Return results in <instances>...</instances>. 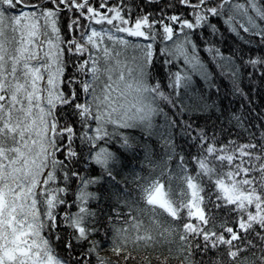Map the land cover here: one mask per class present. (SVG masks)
Listing matches in <instances>:
<instances>
[{"label":"snow or ice","instance_id":"obj_1","mask_svg":"<svg viewBox=\"0 0 264 264\" xmlns=\"http://www.w3.org/2000/svg\"><path fill=\"white\" fill-rule=\"evenodd\" d=\"M160 2L158 17L142 11L133 20L124 0H0V264H264V120L233 112L229 135L238 130L237 139L221 143L223 128H196L160 107L180 114L208 107L203 95L191 104L181 95L192 87L190 75L170 73L169 94L151 83L158 39L170 42L161 53L183 56L208 79L195 55V32L185 30L216 34L210 17L226 16L229 31L251 33L245 42L259 37L264 47V0ZM178 8L185 11L167 14ZM72 55L77 74L65 79ZM224 59L220 67L231 70L240 93L232 58ZM248 62L264 66V55ZM160 115L165 163L176 171L134 173L133 196L127 177L118 179L120 150L135 154L128 130L151 138ZM176 127L197 145L190 160L167 131ZM97 166L99 175H91ZM105 245L115 260L100 254Z\"/></svg>","mask_w":264,"mask_h":264},{"label":"trees","instance_id":"obj_2","mask_svg":"<svg viewBox=\"0 0 264 264\" xmlns=\"http://www.w3.org/2000/svg\"><path fill=\"white\" fill-rule=\"evenodd\" d=\"M118 0H111V3H117ZM166 3L167 0H164ZM124 3L131 6L133 12V20L136 15H139L142 11L152 14L155 17L159 16L160 8L164 7V4L160 0H151V3H144L142 0H124ZM136 5L140 7L137 8ZM98 6V5H97ZM183 8H178L175 10H167V14H174V12H184ZM69 13H64L67 17ZM226 16L220 18L210 17V23L216 24L218 31L216 34H212L210 28H202L198 30H185L192 36V41L196 44L195 55L199 59L200 63L203 65L204 70L208 73V79H205L199 72L193 71L191 65L186 64L183 56L172 57L166 56L160 52V49L165 47L166 44L170 42H161L159 39L153 43V59L154 65L152 66V79L151 83L159 82L161 84L162 91L165 94L172 93V89L168 87L170 80L169 74L179 71L183 76L185 73L192 77V87L185 90L183 88L179 89L181 95L185 99L186 103L191 104L194 97L203 95L205 100L204 103L208 105L207 108L194 107L184 114L176 112V109H171L165 107L163 103L160 107L164 109L169 119L173 118V113H176L175 119L183 123L184 121H190L193 127L199 128L207 126L209 130L215 128L219 133L221 128L224 129L223 137L221 143L227 139H237V131H232L229 135V130L232 125L228 123V117L236 112L237 114L244 116H257L261 120H264V66L251 65L248 61L249 59H255L259 56L264 55V47L259 45V37L252 40L251 43H246L245 41L251 36V33H244L242 29H238L239 35L236 32L229 31V26L224 21ZM63 31L67 35V19H63ZM99 29V25H94ZM176 31L180 39H183V34L179 31V25L176 26ZM126 39H134L127 37ZM79 37V33H76ZM243 37V39H242ZM106 39V37H105ZM140 43H146L151 41H144L143 38L139 41ZM189 49V55H191V45L186 46ZM211 48L213 51H209ZM218 48L220 54L216 55L214 49ZM232 58V65L237 73L239 80V86L241 89L240 93H236L233 90V82L231 77V70L222 69L220 65L225 63L224 58ZM170 60L171 63L166 64L165 61ZM77 62V57L72 55L70 59L66 60V73L65 79L73 76L76 73V68L74 65ZM187 92V95H185ZM223 112V116L221 115ZM156 127L154 130V135L148 138L146 135H142L139 129L128 130V134L135 138L137 143V148L135 154L132 152H124L123 149L120 150L121 159L124 163V167L120 172L118 179L122 177H127L129 183L127 187L133 196H138L139 193L136 192V185L132 183V178L134 173H139L143 177L152 176L155 178L162 171L171 167L175 172V163L171 164L165 163L166 154L165 147L160 137V133L164 132L165 129V116L160 115L155 118L154 121ZM254 124H258V120L253 121ZM77 127H79L77 125ZM111 131V128H109ZM172 135L173 142L176 146V151L178 153H183L186 159H189L196 154L197 145L191 141L184 133L183 129L176 127L174 129H168ZM244 137L239 138V142H243ZM101 146L110 147V150L116 151L119 147L118 142L115 146L105 145L102 142H98ZM79 144V141H77ZM85 153L87 152V146L84 148ZM149 153L148 159H145V153ZM118 153V155H120ZM154 168V171L151 169ZM190 170L192 174H195L194 166L190 165ZM93 176L99 175L98 166L95 170L90 171ZM144 181H141L143 183ZM123 186V185H122ZM105 187L109 185L105 184ZM98 186L93 185L89 188L90 191H96ZM175 188V185H174ZM72 197L69 195V199ZM141 206H143L141 204ZM95 207V204L93 205ZM100 207L108 211L110 207V202H106L102 197ZM64 209L59 211L63 212ZM127 211V209H123ZM71 211H76L72 208ZM59 252L63 253V247L57 249ZM101 255L109 256L113 260L111 252L108 246L105 247L100 252ZM143 255V253H140ZM173 264H179V261H174Z\"/></svg>","mask_w":264,"mask_h":264},{"label":"rangeland","instance_id":"obj_3","mask_svg":"<svg viewBox=\"0 0 264 264\" xmlns=\"http://www.w3.org/2000/svg\"><path fill=\"white\" fill-rule=\"evenodd\" d=\"M135 53L132 51V50H129L128 51V53H127V55H128V57L130 58L132 55H134Z\"/></svg>","mask_w":264,"mask_h":264}]
</instances>
